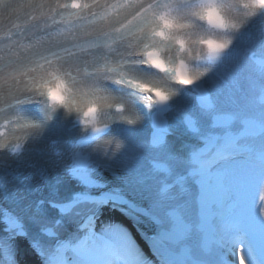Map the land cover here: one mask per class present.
<instances>
[{
    "label": "snow or ice",
    "instance_id": "snow-or-ice-1",
    "mask_svg": "<svg viewBox=\"0 0 264 264\" xmlns=\"http://www.w3.org/2000/svg\"><path fill=\"white\" fill-rule=\"evenodd\" d=\"M173 85L198 102L178 127L184 92ZM144 121L149 142L114 131ZM61 124L77 136L58 137ZM9 125L24 130L0 139L10 257L26 239L42 264H264V0H0V129ZM179 136L189 139L177 151ZM45 140L55 159L38 166L27 157ZM104 172L120 185L96 178ZM109 205L154 225V260L100 220ZM194 237L204 254L186 243Z\"/></svg>",
    "mask_w": 264,
    "mask_h": 264
}]
</instances>
